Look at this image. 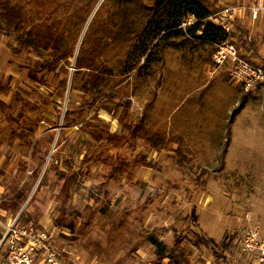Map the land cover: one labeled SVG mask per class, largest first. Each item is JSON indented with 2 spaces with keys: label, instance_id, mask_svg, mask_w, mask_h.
<instances>
[{
  "label": "rangeland",
  "instance_id": "obj_1",
  "mask_svg": "<svg viewBox=\"0 0 264 264\" xmlns=\"http://www.w3.org/2000/svg\"><path fill=\"white\" fill-rule=\"evenodd\" d=\"M71 1L67 13L77 3ZM211 1L219 7L254 2ZM26 6L35 21L43 20ZM237 22L256 40L258 55L249 59L264 66V19L251 21L245 12ZM67 30L76 32L71 25ZM16 47L14 32L0 18V82L11 88L0 95V243L5 226L23 209L21 214L37 216L36 224L29 223L53 236L64 264H168L181 256L189 264H264V91H244L226 68L203 64L209 48L195 39L178 35L158 41L139 73L137 93L132 95L133 87L125 82L118 92L131 99L135 119L165 125L169 135L185 139L192 161L179 168L173 142L161 151L141 140L117 149L106 146L107 137L123 132L115 104L102 99L93 109L78 112L86 97L79 90L85 76L76 75V89L73 81L69 86L74 60L64 86L59 68L49 73L37 64L44 54ZM17 93L39 110L22 114ZM243 96L244 110L232 115ZM68 110L76 114L65 122ZM13 128L27 133L30 142L9 144ZM100 152L127 159L143 153L156 166H135L130 176L111 181L102 204L99 185L105 168L81 165L84 157ZM201 169L206 173L197 184ZM150 235L165 245L162 255L148 241ZM250 237L255 239L252 251L245 248ZM5 260L2 243L0 264Z\"/></svg>",
  "mask_w": 264,
  "mask_h": 264
},
{
  "label": "trees",
  "instance_id": "obj_2",
  "mask_svg": "<svg viewBox=\"0 0 264 264\" xmlns=\"http://www.w3.org/2000/svg\"><path fill=\"white\" fill-rule=\"evenodd\" d=\"M146 1L102 0L94 10L99 0H77L73 10L67 13L71 0H28L26 3L24 0H0V18L15 34L17 43L15 50L25 49L37 55L44 54L37 64L49 73L59 68L65 74L61 81L64 86L69 78L68 67L72 64V59L74 60L75 71L71 77L73 81L71 88L76 89L77 74L83 73L85 76L79 90L86 97L78 107V112L93 109L102 99L105 103H114L116 112L120 110L117 123L123 132L107 137L106 146L117 149L129 141L141 140L151 150L161 151L173 142L177 144L175 164L179 168H185L191 163L192 158L189 157L184 138L180 134L169 135L165 125L154 126L142 119H135L131 111L132 101L130 98H120L119 87L125 82L126 87H133L132 95L137 93L139 73L146 69L152 48L160 40L166 42L178 35L195 39L209 48L208 57L203 64L212 66L214 65L211 55L217 44L225 40H231L236 45L242 44L244 57L251 61L249 58L252 55H258L256 40L249 37V29L242 27L237 21L233 24V31L228 33L210 20L209 17L221 8L211 0H150L152 2L150 5ZM27 3L43 17L42 21H35L31 11L27 9ZM106 11L108 13H105ZM191 15L195 17V23L183 29L181 24ZM68 25L75 26L76 32L67 30ZM233 37L237 39L233 40ZM10 90L9 85L0 82V95ZM155 96L153 92L149 102L153 101ZM15 99L20 104L22 114L36 113L39 110L19 93L15 95ZM245 102L246 98L241 97L232 115L237 114ZM74 114H76L74 110L66 111L64 121H69ZM7 140L11 145L16 140L30 142L27 133L14 128L10 130ZM88 162L101 164L106 170L99 185L102 204L103 199L109 198L107 188L111 181L118 180L124 175L130 176V171L135 166L145 168L156 166L155 162L143 153L127 159L117 154L114 157H107L100 152L84 157L81 165ZM205 173L206 170L201 169L195 183H200ZM75 179L74 174L67 182L71 184ZM20 195L26 198L25 193L21 192ZM19 207V203L15 204V209ZM20 220L23 223L32 220L36 224L37 216L32 219L23 211ZM148 241L156 248L158 255L164 253L165 245L160 240L150 235ZM202 242L208 244L204 240ZM175 249L182 250L179 247ZM173 262L189 264L184 256L173 259L171 263Z\"/></svg>",
  "mask_w": 264,
  "mask_h": 264
},
{
  "label": "built area",
  "instance_id": "obj_3",
  "mask_svg": "<svg viewBox=\"0 0 264 264\" xmlns=\"http://www.w3.org/2000/svg\"><path fill=\"white\" fill-rule=\"evenodd\" d=\"M245 12H248L251 21L264 19V0L221 7L209 19L231 33L234 22L240 21ZM195 21V17L191 15L181 27L185 29ZM244 55L241 45L225 40L217 44L211 59L215 69L226 68L231 81L244 91H250L255 87L264 91V67L249 61ZM22 210L14 213L12 223L5 226L7 231L0 245L2 243L5 245L6 264H36L38 261L43 264H64L54 246L53 236L47 231L36 229L33 223H23L20 220ZM254 240L251 237L247 239L245 248L252 251ZM260 249L264 260V245H261Z\"/></svg>",
  "mask_w": 264,
  "mask_h": 264
},
{
  "label": "crops",
  "instance_id": "obj_4",
  "mask_svg": "<svg viewBox=\"0 0 264 264\" xmlns=\"http://www.w3.org/2000/svg\"><path fill=\"white\" fill-rule=\"evenodd\" d=\"M244 16V15H243ZM243 18V17H242ZM241 18V19H242ZM240 19V20H241ZM206 67L207 66H205V69L204 70H206ZM215 70H217V69H215ZM245 108V107H244ZM244 108H242V111L244 110ZM185 140V139H184ZM186 142V141H185ZM174 144H176V143H174ZM177 145V144H176ZM177 147V146H176ZM206 245H208V244H206ZM213 248V247H212ZM212 248L210 247V250H211V252H212V254H214V253H216L215 251H214V249L212 250ZM174 258H172V259H170V261L168 262V264H174V262L173 263H171V261L173 260ZM189 262V261H188Z\"/></svg>",
  "mask_w": 264,
  "mask_h": 264
},
{
  "label": "water",
  "instance_id": "obj_5",
  "mask_svg": "<svg viewBox=\"0 0 264 264\" xmlns=\"http://www.w3.org/2000/svg\"><path fill=\"white\" fill-rule=\"evenodd\" d=\"M101 1L102 0H100L98 3H97V5H96V7H95V9L94 10H96V8L99 6V4L101 3ZM85 30V29H84ZM84 32V31H83ZM70 81H71V79H70ZM69 86H70V83H69ZM28 201V200H27Z\"/></svg>",
  "mask_w": 264,
  "mask_h": 264
}]
</instances>
